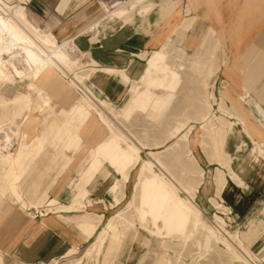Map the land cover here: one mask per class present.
<instances>
[{
	"label": "rangeland",
	"instance_id": "rangeland-1",
	"mask_svg": "<svg viewBox=\"0 0 264 264\" xmlns=\"http://www.w3.org/2000/svg\"><path fill=\"white\" fill-rule=\"evenodd\" d=\"M26 1L0 0L2 42L32 47L18 46L0 60V140L5 145L0 149V171L8 191L1 195L0 188V213L10 211L9 205L30 218L41 212L72 211L80 215L73 220L76 227L80 221L98 224L105 243L97 260L83 264H121L129 252V264L160 260L162 264H264V194L243 216L224 197V189L219 194L215 179L219 166L211 164L223 165L228 159L225 150L231 168L242 158L252 160L261 165L259 181L264 188V135L257 138L253 133L255 127L263 131L264 112L262 116L253 97L250 100L245 92L233 95L229 83L218 79L220 63L214 53L209 62L191 59L177 47L181 31H174L160 49L146 56L145 70L130 83L126 98L113 104L87 82L91 71L85 68L79 40L67 41L75 33L64 30L57 15L74 12L77 21H84L87 4H92L96 15L89 18L99 23L81 39L102 35L132 19L108 15L113 0H74L62 11L59 0H37L48 16L39 20L30 14L31 0ZM231 121L241 124L231 128ZM37 137L46 146L28 167L31 176H23L26 204L17 190L18 170L32 156L33 147H42L41 142L35 144ZM253 138L262 143V151ZM47 143L62 157L63 169L55 182L75 156L78 174L65 201L49 193L35 204L58 163L49 160L54 148ZM44 164L51 170L40 176ZM99 171L110 174L105 216L93 213L94 202L86 189ZM223 171L227 184L231 174ZM32 179L35 186L29 185ZM163 193L168 194L164 203ZM83 236L87 242L78 253L58 258L56 264H68L87 252L95 237ZM112 241L117 243L111 248Z\"/></svg>",
	"mask_w": 264,
	"mask_h": 264
},
{
	"label": "crops",
	"instance_id": "crops-1",
	"mask_svg": "<svg viewBox=\"0 0 264 264\" xmlns=\"http://www.w3.org/2000/svg\"><path fill=\"white\" fill-rule=\"evenodd\" d=\"M28 1L30 0L26 2ZM73 1L59 0L58 9L64 10ZM132 1L134 4L128 9L111 13L107 11L110 16L114 14L132 20L117 24L113 29L106 32L104 30V34L99 36L90 35L81 39L84 33L94 29L99 23L95 21L92 23V19L89 18L96 15L93 13L95 11L91 10L92 4H87L84 13L88 17L84 21H77L74 12L68 16L57 15V18L63 21L64 30L75 33L74 41L79 40L77 44L86 59L85 68L91 71V76L87 78V82L96 93L106 98L110 103H121L128 94L130 83L143 74L146 67V56L160 49L172 33L179 30L181 34L177 47L182 54L190 56L191 59L194 57L201 58L202 61L200 62H209L210 56L214 53L217 62L220 63L216 74L218 79H225L229 83L233 95H240L245 92L246 97H250V100L253 97L256 100V107L263 116L264 0ZM28 5H30V14L34 18L48 19V16L44 14L42 5L37 0H31ZM23 6L26 9L24 4ZM38 26L49 31V34L57 40V37L49 29L42 25ZM124 75L129 78V81H126ZM231 123H233L231 128L233 125L241 124V122L236 121H231ZM253 133L257 138H262L264 129L262 131L255 127ZM252 135L248 134L250 138ZM37 139L39 140L35 141V144H39L42 137H37ZM253 140L259 150L262 151L259 147L262 143L254 138ZM45 144L42 143V147L39 149L33 147L32 156L26 157L24 166L18 170L17 190L26 204L28 202L23 198L21 189L27 180L23 179V176L25 174L28 177L31 176L32 172H28L27 169L35 155L43 151ZM47 145L49 144L47 143ZM49 146L54 148L49 160L53 163L58 160V163L57 166H54V170L52 169V174L49 175V180L44 184L41 196L35 201V204L44 201L49 193L51 198L65 201L68 188L71 187L78 174V165L75 166L78 158L75 156L73 163L64 170L55 182L56 175L62 168V157L54 146ZM225 155L228 159L223 165L218 162L211 163L206 158L209 163L219 166L215 178L219 194L224 189V197L230 205L243 216L248 215L264 194V188L259 181L261 165H256L252 163V160L247 161V159L242 158V163L239 162L231 168V156L226 150ZM43 167L45 170L40 172V176L49 173L51 170L50 165L44 164ZM223 169H228L231 174L228 175L227 184ZM109 175H104L99 171L86 184V189L91 193L90 196L94 202L92 205L94 212H92L104 214V216L107 208L103 202L110 197L111 184L107 181ZM98 176L105 179H98ZM36 182L35 179H32L29 185L33 186L34 184L35 186ZM0 183L1 195H4L8 191L5 190L6 182L3 171H0ZM202 184L203 180L201 186ZM91 185L93 186L92 189ZM198 191L195 190V197ZM18 202L14 200L13 203ZM9 207L11 208L10 211L4 210L2 214L0 213V264H34L38 261L56 264L58 258L71 257L78 253L79 247L87 242L83 235L86 238L88 235L89 238L95 237V239L82 257L69 261L68 264H83L92 259L97 260L99 257L106 239H102L98 224L80 221L76 227L73 220L80 215L73 214L72 211L41 212L42 214L37 215L36 213L30 218L12 208L11 205ZM198 208L202 211L199 206ZM115 243L117 241H112L111 248L114 247ZM130 256L131 252L127 253L122 258L121 264H129L131 262ZM137 264H142V262ZM157 264H162V261H158Z\"/></svg>",
	"mask_w": 264,
	"mask_h": 264
},
{
	"label": "bare ground",
	"instance_id": "bare-ground-1",
	"mask_svg": "<svg viewBox=\"0 0 264 264\" xmlns=\"http://www.w3.org/2000/svg\"><path fill=\"white\" fill-rule=\"evenodd\" d=\"M132 1L131 0H113V2H109V4H108V9H107V11H108V13H111V12H114V11H117V10H120V8H122V7H126V6H128L130 3H131ZM2 32H3V29L1 30L0 29V60H2L3 59V54L5 53V52H9V53H12V51L16 48V47H22L23 46V48H25V49H31L32 47L31 46H29V45H19V44H16V43H12V42H8V41H6L5 40V42L3 43L2 42ZM73 39L74 38H71V39H68L67 41L68 42H71V41H73ZM67 44V43H66ZM65 44V45H66ZM73 46V45H72ZM72 46H68V47H72ZM60 48V46H57L56 47V49H59ZM73 48V47H72ZM20 49V48H19ZM55 49V50H56ZM21 50V49H20ZM33 50V49H32ZM13 52H15V51H13ZM30 54V53H29ZM30 86H32V84H29ZM2 140H0V149H4V147H5V145H3L2 143ZM5 151V150H4ZM4 151H3V153H4ZM12 151V150H11ZM6 153H7V151H6ZM145 170H147V169H145ZM144 170V171H145ZM148 171V170H147ZM142 172H143V170H142ZM149 172V171H148ZM142 178H143V176H141ZM149 182V181H148ZM151 182V181H150ZM141 185V184H140ZM142 187H144V186H142ZM145 192H146V190H145ZM163 194H165V196H164V201H162V203H164V202H167V200H168V194H166V193H163ZM219 206L220 207H222L220 204H219ZM186 208V207H185Z\"/></svg>",
	"mask_w": 264,
	"mask_h": 264
},
{
	"label": "built area",
	"instance_id": "built-area-1",
	"mask_svg": "<svg viewBox=\"0 0 264 264\" xmlns=\"http://www.w3.org/2000/svg\"><path fill=\"white\" fill-rule=\"evenodd\" d=\"M34 264H47V263H44L43 261H38L37 263H34Z\"/></svg>",
	"mask_w": 264,
	"mask_h": 264
}]
</instances>
